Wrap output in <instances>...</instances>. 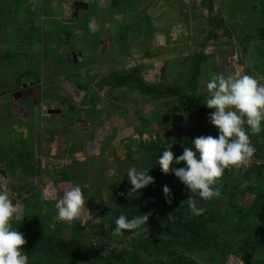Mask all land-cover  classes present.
<instances>
[{
    "label": "rangeland",
    "instance_id": "obj_1",
    "mask_svg": "<svg viewBox=\"0 0 264 264\" xmlns=\"http://www.w3.org/2000/svg\"><path fill=\"white\" fill-rule=\"evenodd\" d=\"M74 1L0 0V152L10 146L11 155L30 153L22 164L11 155L0 162V185L8 189L13 204L21 205L12 224L25 214L29 222L35 220L38 232L69 239L80 226L83 239L91 241L98 238L92 225L108 218L112 209L109 186L126 178L130 167L145 165L143 146L171 131L165 119L178 114L174 100L99 91V80L138 66L146 81L162 75L170 84L177 73L189 71L191 58L202 50L207 58L198 80V97L206 100V83L218 72L239 71L264 83V50L257 34L262 16L260 0H212L211 13L206 12L204 0H135L136 6L123 5L121 14L110 18L105 15L108 0H92L98 10L82 14L71 24ZM209 17L227 26L213 27V36L205 42L212 29ZM89 21L99 29L90 30ZM119 33L127 37V49ZM70 48L81 50L80 63L79 58L78 63L66 62ZM36 71L37 80L24 83ZM261 128L250 137L255 153L244 169L263 162L264 152L258 147H264V121ZM250 176L253 184L260 178L257 172ZM75 185L83 191L86 212L71 224L60 222L56 197ZM183 190L189 197L185 185ZM206 202L197 198L198 207L208 209ZM260 215L264 220V213ZM244 231L256 239L253 227ZM230 238L234 248H240L244 236ZM168 250L170 246L160 248L158 254ZM216 251L226 253L223 248L184 252L200 264H221L225 258ZM241 251L264 259L256 242H244ZM223 264H242V260L229 255Z\"/></svg>",
    "mask_w": 264,
    "mask_h": 264
},
{
    "label": "trees",
    "instance_id": "obj_2",
    "mask_svg": "<svg viewBox=\"0 0 264 264\" xmlns=\"http://www.w3.org/2000/svg\"><path fill=\"white\" fill-rule=\"evenodd\" d=\"M204 1L207 7L205 10L213 12L212 0ZM136 3L135 0L125 2L111 0V14H120L123 5L133 7L137 5ZM258 8L263 17V24L258 34L264 50V0L259 1ZM207 21L212 29L208 31L205 42L213 36V27L227 26L224 21L214 19V17L207 18ZM118 36L123 49H127V37L121 33ZM80 52L81 50L70 48L65 57L71 53L79 57ZM6 57L9 58L10 55ZM206 58L207 55L202 50L195 54L191 58L189 71L186 74H178L177 80L170 87L147 84L141 79L139 67H133L127 72L116 70L110 79L105 77L100 79L98 83L100 90L136 92L151 98H174L178 102L174 111L185 116L178 114L167 116L165 122L171 126L172 130H165L162 137L157 136L156 139L143 146L145 165L143 166L141 162L140 168L149 171V175L154 178L153 184L130 195L129 191L132 186L128 177L119 182H113L109 186L111 212L108 218H103L91 227L93 235L98 236L97 239L84 240V228L80 226L74 229L76 236L69 239L38 232L35 230V220H33L34 223L29 222L30 219L26 218L25 214L22 221L13 222V229L22 233L27 241L22 252L28 255V264H200L184 251L206 252L221 248L226 250V253L223 251H216V253H222L225 259L233 255L241 259L242 264H264V259L253 257L252 254H244L241 251V245L244 242L252 241L256 242L264 252V220L260 215L264 213V159L262 164H252L248 169L241 168L239 171L226 169L217 185L222 189L221 197L207 201L206 205L209 207L200 216L193 215L187 204L183 203L188 197L179 179L172 173L164 175L158 165L159 156L169 144H172L171 151L174 156L178 157L183 153L184 147L192 146L195 138L209 135L216 137L215 131L218 129L210 123L208 118L211 109L204 105L205 99L198 97L197 92L202 63ZM56 63L59 64V60ZM30 71L34 70L30 69ZM35 76H39L38 71L35 72ZM182 80H185L183 85ZM245 127L251 137L253 134L247 126ZM262 136L264 137V133ZM22 143L21 141V146ZM258 149L263 154L264 147L259 146ZM71 150L74 151L73 148ZM12 152L10 146L3 149L0 152V162H3ZM24 156L29 157L30 153L11 155L16 164H22L25 160ZM173 166L181 168L186 165L174 162ZM252 172H257L260 177L255 184L251 183L250 174ZM66 177L64 174V180L67 179ZM165 185L171 189L173 198L170 204L166 203L163 194L162 189ZM149 213L147 225L138 235L124 231L121 237L112 236L116 227L115 220L120 215L131 219L137 215ZM249 226L256 231V239L250 238L249 233L244 231ZM129 235H132V238L128 241L122 239ZM242 235L244 240L240 248H234L230 236L240 237ZM120 244L125 246L118 248ZM169 246L170 250L165 251L164 254H158L160 248L166 249ZM154 252H157L156 257L146 258Z\"/></svg>",
    "mask_w": 264,
    "mask_h": 264
},
{
    "label": "clouds",
    "instance_id": "obj_3",
    "mask_svg": "<svg viewBox=\"0 0 264 264\" xmlns=\"http://www.w3.org/2000/svg\"><path fill=\"white\" fill-rule=\"evenodd\" d=\"M76 4L85 6V8L77 7L76 18L74 19L73 10ZM90 6L93 7V10H98L92 0L74 1L72 3L71 24H76L80 20L79 13L86 12ZM111 7V0H109L108 11L105 12V15L107 16L108 13L110 18H113ZM89 23L90 21L88 22L90 30L99 29V25L95 27L94 24L89 25ZM92 23L93 20H91ZM84 24L87 25V23ZM262 24L263 17L257 29V34ZM70 55L68 56L70 57ZM68 56L64 57L66 62ZM78 58L80 63L82 61L81 52L79 57L76 56V63H78ZM178 74L182 73H177L175 80L170 84L164 82L162 75L156 80L147 81L145 80L146 78L141 76V73L140 76L149 85L170 87L177 80ZM37 78L32 76L27 81L29 83L37 80ZM181 82H183V85L185 80ZM199 87L197 92H199ZM206 90L208 95L204 105L211 109V114L208 118L210 123L218 129V131H215L216 137L209 135L195 138L192 141V146L184 147L183 153L178 157L174 156L171 151L172 144H169L158 158V165L162 173L164 175L174 174L190 190L188 199L183 203L187 204L188 209L195 216H200L206 211L205 208L197 206V198L209 201L213 198L221 197L222 189L217 185L226 169L239 171L251 161L255 153V146L251 143L245 126L250 129L252 134H259L262 131V121H264V83H260L254 76L242 74L239 71L214 73L206 83ZM99 91L102 90L99 89ZM103 91L113 93V91ZM133 93L138 96L141 95L136 92ZM142 96L150 98L146 95ZM152 99H169L176 102L174 98L156 97ZM47 101L49 100L45 102ZM173 114L175 115L176 113ZM178 115L185 116L179 113ZM174 162L175 164L184 163L186 166L176 168L173 166ZM127 177L132 186L129 195L137 193L139 190L154 183V178L149 175L147 169L135 166L127 170ZM162 190L166 203L170 204L173 198L171 189L165 185ZM13 201L10 198L8 189L0 185V264H28L29 257L22 252V248L27 241L22 233L12 227V221L18 218L21 213V205L17 201L13 204ZM85 204L86 200L81 187L79 185L72 186L65 190L62 196L56 197L57 219L60 222L71 224L85 214ZM149 215L150 213L140 214L131 219L125 215H120L115 220L116 227L112 232V236L121 237L124 231L134 232V234L138 235L140 231H143V227L147 225Z\"/></svg>",
    "mask_w": 264,
    "mask_h": 264
},
{
    "label": "water",
    "instance_id": "obj_4",
    "mask_svg": "<svg viewBox=\"0 0 264 264\" xmlns=\"http://www.w3.org/2000/svg\"><path fill=\"white\" fill-rule=\"evenodd\" d=\"M77 7H80V8H85V6H82V5H80V4H76L75 6H74V10H73V18L75 19L76 18V8ZM67 62L68 63H76L77 62V59H76V56H75V54H71L70 55V57H68L67 58Z\"/></svg>",
    "mask_w": 264,
    "mask_h": 264
},
{
    "label": "crops",
    "instance_id": "obj_5",
    "mask_svg": "<svg viewBox=\"0 0 264 264\" xmlns=\"http://www.w3.org/2000/svg\"><path fill=\"white\" fill-rule=\"evenodd\" d=\"M116 1H117V0H116ZM118 1H119V0H118ZM108 2H109V0H108ZM91 10H93V7H92V6L88 7L86 12H81V13H79V18L82 17V14H86V13H88V12L90 13ZM95 11H97V9H95ZM95 11H94V12H95ZM15 15H17V13H15ZM19 143H21V141H20Z\"/></svg>",
    "mask_w": 264,
    "mask_h": 264
},
{
    "label": "bare ground",
    "instance_id": "obj_6",
    "mask_svg": "<svg viewBox=\"0 0 264 264\" xmlns=\"http://www.w3.org/2000/svg\"><path fill=\"white\" fill-rule=\"evenodd\" d=\"M53 189H54V188H53ZM49 190H52L50 186L48 187V191H49ZM47 193H48V192H47ZM48 194H49V193H48ZM54 194H55V193H54ZM49 196H50V195H49Z\"/></svg>",
    "mask_w": 264,
    "mask_h": 264
}]
</instances>
